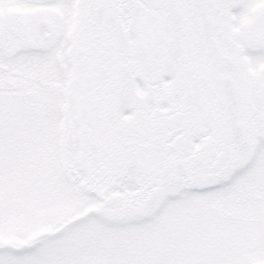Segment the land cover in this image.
Segmentation results:
<instances>
[{
	"label": "snow or ice",
	"instance_id": "1",
	"mask_svg": "<svg viewBox=\"0 0 264 264\" xmlns=\"http://www.w3.org/2000/svg\"><path fill=\"white\" fill-rule=\"evenodd\" d=\"M0 264H264V0H0Z\"/></svg>",
	"mask_w": 264,
	"mask_h": 264
}]
</instances>
